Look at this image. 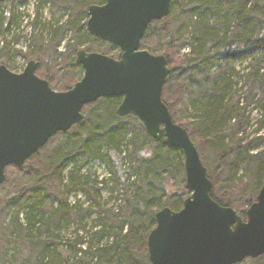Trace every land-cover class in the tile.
<instances>
[{
  "label": "trees",
  "instance_id": "16d2710c",
  "mask_svg": "<svg viewBox=\"0 0 264 264\" xmlns=\"http://www.w3.org/2000/svg\"><path fill=\"white\" fill-rule=\"evenodd\" d=\"M28 2L0 0V64L11 71L10 59L21 54L38 62L39 77L64 91L82 77L75 62L82 46L120 55L116 45L86 29L88 6L103 0H38L28 45L14 49L12 42L24 37L9 36L10 24L21 17L14 7ZM48 2L63 8L65 20L47 23L44 35L45 24L36 30L40 6ZM140 48L167 59L162 100L194 142L212 182L210 195L245 217L264 182V134L240 136L250 121L234 78L247 86V103L259 95L258 134L264 126V0H172L169 14L148 24ZM121 101L122 96H109L86 104L80 123L53 135L21 167L6 168L0 184V264H151L146 237L156 211L179 210L190 194L184 156L149 136L137 117L117 115ZM89 161L102 164L106 176L91 178L94 172L83 171ZM107 187L121 196L110 210L98 200ZM71 192L91 204L71 202ZM93 205L94 224L87 228L85 216ZM73 223L74 233L82 235L64 237L62 229ZM236 264H264V254Z\"/></svg>",
  "mask_w": 264,
  "mask_h": 264
},
{
  "label": "water",
  "instance_id": "95a60500",
  "mask_svg": "<svg viewBox=\"0 0 264 264\" xmlns=\"http://www.w3.org/2000/svg\"><path fill=\"white\" fill-rule=\"evenodd\" d=\"M172 0H103L87 9L86 29L120 49L117 58L83 48L75 62L82 77L64 91L36 74L31 59L21 72L0 64V184L10 165L21 167L58 132L83 119L82 109L101 97L122 96L119 116L133 115L146 133L179 148L184 156L185 188L179 210L165 206L146 237L151 264H236L264 254V182L245 217L211 195L199 152L188 131L174 122L162 100L170 72L162 54L140 48L149 23L166 17Z\"/></svg>",
  "mask_w": 264,
  "mask_h": 264
},
{
  "label": "rangeland",
  "instance_id": "374dc122",
  "mask_svg": "<svg viewBox=\"0 0 264 264\" xmlns=\"http://www.w3.org/2000/svg\"><path fill=\"white\" fill-rule=\"evenodd\" d=\"M37 2H38V0H29L28 4L24 7L18 6V5H15V7H14L15 14L20 13L21 17L19 19L14 20L10 24V30L11 31H10L9 36L11 38H14L16 36H20V37L24 36V37L19 38L18 41L12 42L14 49H17V50L22 49L24 51L26 49V45H28L27 38L29 37L30 32L32 30L31 29L32 28L31 20L36 13V5H37L36 3ZM62 12H63L62 7H59L57 5H53L51 2H48L46 4L41 5L40 9H39V14H40L39 21L41 23L38 24V28L36 31L39 32L41 30V26L43 24H45V28L42 30V32L44 33V35H46V32L48 30L47 29V27H48L47 23H49V22L53 23L56 20H59V21H61L59 23H62L65 20V17H61ZM27 14H29L30 17ZM25 15H27L28 17H26ZM81 48H83V46ZM183 51H184V49H183ZM10 63H11V65L14 66V70H15L14 72L18 73V72H21L25 68L27 61L25 60V58L21 54H13L12 58L10 59ZM234 66H235L236 70L242 69V65L238 64L237 62L235 63ZM260 72L264 73V58H262V62L260 65ZM234 79L237 81V84L234 87L236 88L237 93L241 96V103L240 104H242L243 106L246 105L245 116L249 117V121H250L245 132L240 134V136H242L244 138L247 137L250 139V138L256 137L259 134H264V126L261 129V131L258 132V134L256 132V128L258 126V120L260 118V114H261V112H263L262 110L256 109V107H257L256 101L259 99V95H256L255 98L253 99V101H251L250 103H247V99H246V93H248L247 86L244 85L243 79H240L238 77H235ZM54 90H56V89H54ZM262 147L263 146L260 145L258 149H261ZM127 162H128V164H131L129 159L127 160ZM88 169H90L91 172L95 173L91 176V178L94 176H99V177L106 176L102 164H100L98 161H89V163L84 167L83 171L88 170ZM130 172H132L131 174H134V175H132V177L138 176L137 173H135L133 170H130ZM239 174H241L240 170H239ZM100 193H101V197L98 200H99L101 208H103L105 210H110V209L116 208L117 203H119L117 198L120 197L119 199H121V196H119L118 190L110 191L109 188L107 187V189H103ZM69 200L71 202H74L76 200L81 201L83 204L82 208H85L88 206V204L89 205L91 204V202L89 200H87L86 198H84V196H82L80 193L71 192V194L69 195ZM96 209H97V206L93 205V207L88 211L89 213H87L85 216L84 221L87 223V228H90L94 224V218L96 216V212H95ZM75 225L76 224L73 223L69 226H65L62 229L61 234L64 237H69V239H73L77 235H82V233H83L82 230H79V234L74 233L76 230ZM78 254H80V253H78Z\"/></svg>",
  "mask_w": 264,
  "mask_h": 264
}]
</instances>
